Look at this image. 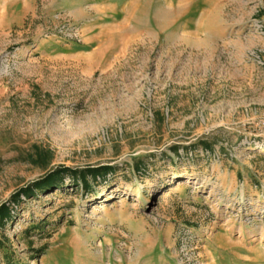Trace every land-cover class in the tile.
Returning <instances> with one entry per match:
<instances>
[{"label": "rangeland", "instance_id": "rangeland-1", "mask_svg": "<svg viewBox=\"0 0 264 264\" xmlns=\"http://www.w3.org/2000/svg\"><path fill=\"white\" fill-rule=\"evenodd\" d=\"M3 204L0 264H264V0H0Z\"/></svg>", "mask_w": 264, "mask_h": 264}, {"label": "trees", "instance_id": "trees-1", "mask_svg": "<svg viewBox=\"0 0 264 264\" xmlns=\"http://www.w3.org/2000/svg\"><path fill=\"white\" fill-rule=\"evenodd\" d=\"M113 168L109 166H101L97 168H86L84 170H77L68 167H61L57 170L48 173L42 179L34 181L26 187H23L19 190L17 194L13 197L14 203L21 202V196L24 195L26 198H32L36 195V191H47L53 189H60L65 184H67V177L71 179V183L75 186H78L80 182L83 187H88L87 175H92L94 177H98L103 175L106 172L111 171ZM13 208L11 205L3 204L0 206V228L6 226L7 222L12 220Z\"/></svg>", "mask_w": 264, "mask_h": 264}, {"label": "bare ground", "instance_id": "bare-ground-1", "mask_svg": "<svg viewBox=\"0 0 264 264\" xmlns=\"http://www.w3.org/2000/svg\"><path fill=\"white\" fill-rule=\"evenodd\" d=\"M86 256H83V259L86 260L87 264H100L99 259H101L96 253H91L90 250H86ZM54 259H48L47 261L51 263Z\"/></svg>", "mask_w": 264, "mask_h": 264}]
</instances>
